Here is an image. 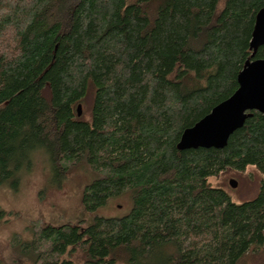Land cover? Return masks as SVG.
<instances>
[{"label": "trees", "instance_id": "1", "mask_svg": "<svg viewBox=\"0 0 264 264\" xmlns=\"http://www.w3.org/2000/svg\"><path fill=\"white\" fill-rule=\"evenodd\" d=\"M263 7L0 0V183L35 150L49 155L57 185L69 175L64 159L106 170L85 190L90 211L133 193L124 217L46 226L39 238L51 253L82 245L84 253L39 262L37 252L34 264H240L252 248L264 251V182L256 198L236 204L208 180L229 167L264 171V116L255 112L223 149L177 147L238 88ZM255 57L264 58V45ZM86 102L91 120L76 108Z\"/></svg>", "mask_w": 264, "mask_h": 264}, {"label": "rangeland", "instance_id": "2", "mask_svg": "<svg viewBox=\"0 0 264 264\" xmlns=\"http://www.w3.org/2000/svg\"><path fill=\"white\" fill-rule=\"evenodd\" d=\"M76 108L78 110V105ZM80 117L91 120L90 102L83 104ZM28 159V163L23 165L26 168L22 166L14 178L0 183V211L6 213L0 222V264H34L38 259L37 252L41 253L39 262L65 258L79 261L84 253L83 245L72 248L70 255V251L60 255L51 253V242L39 238L42 230L51 225L90 226L97 216L124 217L133 209L132 192L111 199L96 211L86 209L83 197L87 186L106 171L95 169L89 158L78 164L64 159L62 164L69 170V175L60 185L56 183V173L45 151L34 150ZM15 179L18 182L16 187ZM231 179H236L237 187L230 185ZM208 180L214 187L224 189L233 202L241 204L258 196L264 182V171L256 164L243 169L229 167ZM240 264H264L263 249L252 248Z\"/></svg>", "mask_w": 264, "mask_h": 264}, {"label": "water", "instance_id": "3", "mask_svg": "<svg viewBox=\"0 0 264 264\" xmlns=\"http://www.w3.org/2000/svg\"><path fill=\"white\" fill-rule=\"evenodd\" d=\"M262 45H264V7L256 14L250 41L252 55L238 74V88L193 126L183 131L177 145L180 150L198 147L223 148L231 135L244 125L253 112H259L264 116V58H255ZM82 108V104H79L78 115L82 114ZM237 184L236 179L230 180L232 187H237Z\"/></svg>", "mask_w": 264, "mask_h": 264}]
</instances>
